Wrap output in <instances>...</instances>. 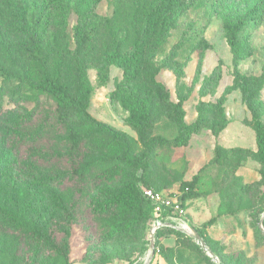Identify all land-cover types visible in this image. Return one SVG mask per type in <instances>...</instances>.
Instances as JSON below:
<instances>
[{
	"label": "rangeland",
	"instance_id": "1",
	"mask_svg": "<svg viewBox=\"0 0 264 264\" xmlns=\"http://www.w3.org/2000/svg\"><path fill=\"white\" fill-rule=\"evenodd\" d=\"M256 2L177 0L169 7L167 0H0V211L4 201L6 207L35 201L32 218L44 210L53 216L38 241L34 227L18 231L0 219V264H144L152 222L141 198L146 184L177 195L189 186L186 217L207 247L183 229L161 227L156 234L161 256L155 252L149 264H168L166 258L171 264H264L259 226L261 221L264 228V178L255 141L257 127L264 124V13L238 33L235 53L228 40V25ZM24 9L37 22H47L51 57L65 50L70 66L77 57L87 63L93 91L84 110L90 123L81 131L100 124L121 140L99 155L93 139L94 157L104 164L87 178L63 176L70 159L64 137L51 129L54 103L30 88L35 64L26 45L34 26L22 18ZM75 26L89 35L82 47L75 43ZM138 49L141 75L127 85L151 105L148 139L174 137L169 102L179 98L187 122L199 112L205 119L184 147L142 145L125 120L128 112L111 98L123 72L108 61V53ZM153 82L165 87L168 102L159 98ZM46 113L44 131L34 139ZM194 175L197 181L190 185ZM129 180L137 184L140 212L128 230L109 237L110 214L101 209L110 192Z\"/></svg>",
	"mask_w": 264,
	"mask_h": 264
},
{
	"label": "trees",
	"instance_id": "2",
	"mask_svg": "<svg viewBox=\"0 0 264 264\" xmlns=\"http://www.w3.org/2000/svg\"><path fill=\"white\" fill-rule=\"evenodd\" d=\"M177 0H167V5L171 7ZM49 12V9H48ZM47 12V13H48ZM22 18L24 21L33 24V30H30L29 42L27 46V54L29 60L35 64V76L30 83V88L36 95L43 96L54 103L53 109L50 112L53 119L51 129L56 128L57 133L64 137V155L70 159L69 168L63 175L70 179L87 178L94 170L95 166H102L104 159L95 158V148L93 147V139H97L99 155H102L103 149L112 146L114 143L121 141L109 129L103 125L96 124V129L89 130V132L81 131L82 126L90 123V119L85 115L84 110L89 105L90 95L93 91V86L89 82L86 74L87 63L77 57L72 58L71 66L66 60V57L62 52L60 56H52L49 52V45L46 36L49 32V26L47 22L39 23L38 17H34L33 13L27 16V10L24 9ZM264 13V0H257L255 5L241 16L235 22L228 26V40L231 46V50L235 53L237 51V39L238 33L242 31L249 21H256L262 17ZM75 37V43L79 47L84 46L88 42L89 35L84 33L81 26H75L73 29ZM89 46V44H88ZM60 47L56 53H58ZM110 63L118 66L123 72V78L119 82L115 83L114 89L111 92V98L116 100L120 106L128 112L125 117L127 124L136 130L137 136L142 145L151 148L154 144L157 147H164L171 149V151L177 147H184L188 144V141L192 134L197 133L202 129L205 124V119L201 112L197 117L187 122L184 119L185 111L182 107L183 99L179 98L177 102H169L172 110V117L174 126L176 128V134L170 140L156 137L148 139V129L151 124V105L142 96L133 93L128 87V83L137 80L141 75L142 60L141 52L138 50L131 54H118L116 52H110L107 55ZM68 69H70L68 71ZM71 73L66 76L67 73ZM155 91L160 99L163 101H169V94L165 87L160 82H153ZM46 113V117L42 121L35 136L36 139L43 131L48 122L50 116ZM256 155L261 164L262 176L264 178V124H260L256 129ZM153 142V143H152ZM218 160L219 153L216 154ZM122 159L132 160V158L125 152H120ZM197 181V175H194L190 181V185ZM17 181H14V187ZM145 186L152 187L154 189L168 193L178 197L184 205V194H187L189 186H184V191L177 195L172 191H166L164 189L146 184ZM25 191L31 190L34 196H37L36 190L33 191L29 185L23 187ZM20 191V190H18ZM139 191L135 181H127L121 189L116 192H110V197L106 201V204L101 209L110 215L107 222V234L109 237L122 233L129 229L130 223L136 213L140 212V199ZM1 198V197H0ZM146 202L149 214L151 213V204L141 196ZM35 201L28 203H20L19 201L11 203L6 207L5 201L3 202V210L0 211V219L5 220L9 227H15V230H22L23 228L34 227L33 231L34 240H41L42 233L45 227H49L52 223L53 216L46 217L44 214L47 210L39 212L37 217L32 218L33 208ZM42 225V226H41ZM264 225V221H263ZM39 229V231L37 230ZM160 229V228H159ZM155 232V246L158 251L156 252L161 256L160 245L156 241ZM32 237H28V240ZM18 240V239H17ZM33 240V239H32ZM32 242V241H31ZM36 244V243H35ZM36 246H40L36 244ZM48 249V248H47ZM36 254H40L36 251ZM168 264L171 261L166 258Z\"/></svg>",
	"mask_w": 264,
	"mask_h": 264
},
{
	"label": "built area",
	"instance_id": "3",
	"mask_svg": "<svg viewBox=\"0 0 264 264\" xmlns=\"http://www.w3.org/2000/svg\"><path fill=\"white\" fill-rule=\"evenodd\" d=\"M141 195L151 204L152 208V222L148 231L149 237L150 231H152L154 236L156 230L161 227L172 226L181 229L179 227L181 222L188 223L184 205L178 197L149 186H141ZM155 251L157 252L158 249L154 244V255Z\"/></svg>",
	"mask_w": 264,
	"mask_h": 264
},
{
	"label": "water",
	"instance_id": "4",
	"mask_svg": "<svg viewBox=\"0 0 264 264\" xmlns=\"http://www.w3.org/2000/svg\"><path fill=\"white\" fill-rule=\"evenodd\" d=\"M259 226H260V229L262 230V232L264 233V228L261 226V221L259 222ZM194 238L198 241V243L204 249H207L206 244H205L204 240L202 239L201 235L198 234L196 231H195V234H194ZM153 255H154V236H153L152 231H150V237L148 239V250H147L146 259H145V263L144 264H149V262H150L151 258L153 257ZM210 255L212 256V258L217 263H219L218 258L215 255H213V254H210Z\"/></svg>",
	"mask_w": 264,
	"mask_h": 264
},
{
	"label": "bare ground",
	"instance_id": "5",
	"mask_svg": "<svg viewBox=\"0 0 264 264\" xmlns=\"http://www.w3.org/2000/svg\"><path fill=\"white\" fill-rule=\"evenodd\" d=\"M179 227H180L181 229H183L184 231H186V232H189V233H191V234H195L194 229H192V228L190 227V225H189L188 223H186V222H181V223L179 224ZM208 251H209V250H208ZM209 253L212 254L210 251H209Z\"/></svg>",
	"mask_w": 264,
	"mask_h": 264
}]
</instances>
